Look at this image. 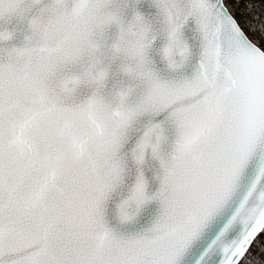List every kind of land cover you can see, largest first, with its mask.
Listing matches in <instances>:
<instances>
[{
	"label": "snow or ice",
	"instance_id": "obj_1",
	"mask_svg": "<svg viewBox=\"0 0 264 264\" xmlns=\"http://www.w3.org/2000/svg\"><path fill=\"white\" fill-rule=\"evenodd\" d=\"M11 2L0 264H264V169L247 179L264 155V0H148L150 16L141 0ZM130 169L119 220L152 200L160 209L124 236L107 203Z\"/></svg>",
	"mask_w": 264,
	"mask_h": 264
},
{
	"label": "water",
	"instance_id": "obj_2",
	"mask_svg": "<svg viewBox=\"0 0 264 264\" xmlns=\"http://www.w3.org/2000/svg\"><path fill=\"white\" fill-rule=\"evenodd\" d=\"M139 10L145 15H153L155 13V9L149 6L148 0H141L139 5ZM17 11V5L11 0H6L5 6L0 9V15H2L5 19H11L15 17ZM185 36L188 38L190 44H195L193 40V33L189 30V28H185L184 30ZM115 37V30H111L108 33L107 39L111 42ZM15 44L19 45L22 43V35H18ZM195 66V58L193 61L185 68L182 74H179L176 78H180L182 75L190 76L194 71ZM158 163L149 160L144 167V175L147 180V192L148 194H153L159 189V181L155 178L156 172L158 171ZM257 169H264V155H261L259 160H253L251 162V166L248 169L247 179L251 180L256 178L254 173ZM135 179V170L130 169L128 176L126 178V183L124 186L117 189V191L112 195L111 199L107 203V219L109 221V225L116 230L118 234L124 236L130 235H139L149 229L154 223L156 217L159 214L160 205L156 200L149 201L145 205H143L138 212H136L133 207L130 209L131 212L135 213L134 219L129 222H121L118 218V209L117 205L127 197L128 190L130 186L134 183ZM263 234V233H262Z\"/></svg>",
	"mask_w": 264,
	"mask_h": 264
},
{
	"label": "trees",
	"instance_id": "obj_3",
	"mask_svg": "<svg viewBox=\"0 0 264 264\" xmlns=\"http://www.w3.org/2000/svg\"><path fill=\"white\" fill-rule=\"evenodd\" d=\"M262 235H264V233Z\"/></svg>",
	"mask_w": 264,
	"mask_h": 264
}]
</instances>
